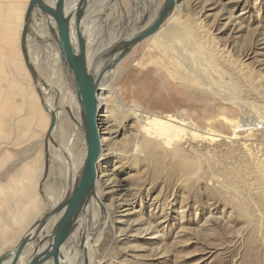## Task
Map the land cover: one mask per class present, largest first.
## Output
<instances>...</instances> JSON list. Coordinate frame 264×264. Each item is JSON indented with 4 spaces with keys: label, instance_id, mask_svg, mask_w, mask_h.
<instances>
[{
    "label": "rangeland",
    "instance_id": "1",
    "mask_svg": "<svg viewBox=\"0 0 264 264\" xmlns=\"http://www.w3.org/2000/svg\"><path fill=\"white\" fill-rule=\"evenodd\" d=\"M103 1L102 11L100 0L91 17L100 32L101 48L108 43L106 35L118 32L123 37L134 30L130 17L122 21L116 13L125 0ZM92 2L90 8L97 0ZM137 2L127 0L128 6ZM162 2L147 0L149 19ZM175 5L158 33L103 74L100 88L113 90L125 108L175 113L212 135H186L167 146L146 136L134 112L102 103L97 117L102 142L95 189L107 216L96 230L100 238L94 263L264 264V0H175ZM169 20L192 34L204 54L201 64L208 66L214 82L220 81L219 69L223 70L224 80H230L221 89L223 97L203 94L198 85L189 83L177 59L162 53L159 36L178 29L176 25L170 29ZM35 37L28 40V49L31 65L38 70L36 80L21 61L30 95L41 106L36 81L52 87L61 68L57 50L46 38ZM209 57L213 62L208 63ZM100 59L102 66L112 60L104 54ZM56 60L59 71L53 66ZM40 81L42 97L51 105L49 91ZM235 98L248 108L246 119L233 103ZM58 106L53 144L46 148L42 141L41 145L49 157L39 180L44 208L47 186L64 188L66 156L57 135L61 127L76 124L64 110L66 105ZM71 108L74 113L75 106ZM77 140L75 151L80 152L85 149L81 128ZM89 227L86 223L82 232ZM84 241L81 237L74 247L78 257Z\"/></svg>",
    "mask_w": 264,
    "mask_h": 264
},
{
    "label": "water",
    "instance_id": "2",
    "mask_svg": "<svg viewBox=\"0 0 264 264\" xmlns=\"http://www.w3.org/2000/svg\"><path fill=\"white\" fill-rule=\"evenodd\" d=\"M28 0L20 33V51L26 68L36 80L38 70L31 65L28 40L37 38L34 30L44 28L50 35V43L55 47L67 87L79 106L80 128L85 143V157L72 185L55 204L48 203L43 213L21 235L11 249L0 255V264H19L23 253L28 255L25 264H62V249L73 234L78 218L87 200L96 191L97 163L101 150L100 132L97 117L101 110L98 91L104 72L114 68L136 45L157 32L174 11L175 0H163L161 7L151 19L145 14L140 21L133 22V31L123 37L119 34L113 47L105 55L111 62L105 64L96 74L87 63V33L85 24L91 20L93 10L87 6L92 0ZM102 3V2H101ZM116 35V34H115ZM121 37V39H120ZM112 43V44H113ZM115 54V55H114ZM40 81V80H39ZM40 103L49 116V124L43 142L45 147L51 142L59 120V106L46 107L39 85L35 86ZM56 101V99H55ZM69 118L71 109L64 106Z\"/></svg>",
    "mask_w": 264,
    "mask_h": 264
},
{
    "label": "bare ground",
    "instance_id": "3",
    "mask_svg": "<svg viewBox=\"0 0 264 264\" xmlns=\"http://www.w3.org/2000/svg\"><path fill=\"white\" fill-rule=\"evenodd\" d=\"M71 1H69L67 3V6H69V4H71L70 3ZM92 1H94V0H92ZM101 2H102V3H100L101 6L99 8H101V11H102V9L104 7L103 3H105V1L101 0ZM89 5L87 6V9H89V10L94 7L93 6L90 8ZM176 6L177 5H175V7ZM96 7H98V6H96ZM96 7L93 10L94 13H95V11H97L99 9ZM106 22H108V21H106ZM169 22H170V20H169ZM175 25H176L175 23L170 22L169 28L174 29ZM85 26H87V28L85 27V30L87 33V40H88L87 63H88V66L91 67L92 71L97 74L99 72V69H101L103 67L102 61L100 59L101 55L106 54V52H103V50H106L105 49L106 46L111 45L113 43V41H115V38L118 37V35H117L118 32H117L116 36L113 34H108L107 35L108 43L106 45L102 46V48H101V47H99V44L101 41V39L99 40L100 32H99V30L97 28L98 26L95 24L94 20L91 19L88 23L85 24ZM177 26H178V29H176L177 32L171 31L167 34H161L159 36L160 37L159 46H160V49L162 50V53L165 56H169V58H171L170 55H173L177 59L176 62L178 64H180V66H182L186 69L187 75L189 76V78H188L189 83L194 82L196 85H198L203 94L210 95L213 97L214 96H219L220 98L223 97L222 95H224V93H220L221 89L224 86H227L230 80H228V79H227V81L224 80L225 76L222 74L223 73L222 69H219V71H220L219 76L221 78V79H219L220 80L219 82H214L211 79L210 75H213V74H210L211 72H209V70L207 68L208 66L206 64L205 65L201 64V59H204V54L200 52L197 42L194 39H192V37L190 36L192 34H190L189 31H187L183 26L176 25V27ZM39 28L41 29L42 27H38V29ZM166 28H167V26H166ZM42 30H44V32L39 34V36H42L44 33L48 34V32L44 28H42ZM158 32H159V30L157 31V33ZM35 34H36V32H35ZM201 34H203V33H201ZM36 36H37V34H36ZM199 36H201V35H199ZM47 40L49 41L50 38ZM49 43H50V41H49ZM50 44L52 47H54L52 45V43H50ZM56 57L59 58L58 52L56 53ZM177 57H179V58H177ZM221 57L225 60L224 56H221ZM30 58H31V55H30ZM208 59H209L208 63H210L211 61L213 62V59H211L210 57ZM31 62L34 63L32 58H31ZM46 63H47V66H46V68H47V67H49L50 63H49V61H46ZM59 65H60V63H59ZM53 66L56 70H58L57 60L53 63ZM104 73H106V72H104ZM58 74H59L58 82L56 84H52V87H50V85H47V83H45L43 80L40 81L41 84L46 86L45 89L47 90V93L49 91V96H51V103H50L51 105H48L47 103H45L46 107L49 109H53V107L58 106V105H66L69 109H71L72 114H73L72 120L74 122H76V124L72 123V126L70 129H67L66 126L61 127L59 130V134L57 135L58 136L57 141L60 145L59 149L64 150V155L66 156V158H65V160L63 159V162H62V167H64V169L62 168L64 171V173H63L64 183L62 185L64 188H62V187L56 188L55 186H51V185L47 186V190H46L47 195L46 196H47L48 200L51 201L53 204L58 202L62 198V195L63 194L65 195L64 192H66V190L72 185L75 177L79 174V171L81 169V166H82V163H83V160L85 157V149L84 150L81 149L82 151H80V152L75 151V147H76V144L78 141L77 140L78 132H79L80 127H81L80 126V117H79V106H78V103H77L74 95L72 94V92H70L69 89H67V90L64 89L65 85L67 86V79L65 78V75L63 74L62 69H61V73L58 72ZM103 74H102V76H103ZM101 80H102V77H101ZM38 81L39 80L36 81L37 85H38ZM40 91H41V89H40ZM222 91H223V89H222ZM55 99H56V101H55ZM98 99H99V103L101 105L105 101V103L108 102V104H112L114 106L116 105L118 108H120L124 111L134 112L136 114L137 118L140 120L141 128H142L143 132L146 134V136L154 138L157 142H161L167 146L178 143L181 140V138L183 136H186V135H190V136L192 135L194 137L202 136L204 138H206V136L212 135V133L208 132V131L207 132L199 131L189 121H186L185 118H183V117H181L175 113L158 114V113H155L152 111H146V110H140V109L130 110L129 108H125V107H123L122 103L117 99L115 92L113 90H110V88H107V87L102 88V86H101V88H99ZM233 103L236 106H238L239 108H241V110L244 114V118L246 119L247 114H248V111H247L248 108L246 106H244L243 103H240V100H238V99L236 100V98L233 101ZM72 105L75 106L74 113H73V110L71 108ZM254 111H256V110H254ZM60 116H61V114H60ZM100 141L102 142L101 136H100ZM145 145L147 147H149V144L146 143ZM41 148H43V147H41ZM82 148H84V147H82ZM144 148H146V147L144 146ZM60 157L61 156L58 155V158H60ZM27 194H29V193H27ZM101 202H102L101 196L97 193V191H95L93 196L87 200V202H86L84 208L82 209L81 214L78 218L77 226H76L73 234L68 238L65 246L63 247V249L61 251L62 257H63L61 260L62 264H95L94 263L95 262L94 247L96 246V244L100 238V235L96 233V230H98V228L100 226H102V224L105 222V218L107 216V210L105 207H103L104 204L102 206ZM23 219H25V217ZM86 223L89 224L91 228L89 227L90 229H86L87 233H84L85 231L82 232V228L86 225ZM81 237H85V241L82 245H80L81 247H79V248H81L80 250H81L82 257H78V255H77L78 253H76V249H74V247L77 244V241ZM27 259H28V257H26L25 254L23 253L21 258H20L21 261L19 262V264H25L27 262ZM45 263L51 264L50 261H46Z\"/></svg>",
    "mask_w": 264,
    "mask_h": 264
},
{
    "label": "crops",
    "instance_id": "4",
    "mask_svg": "<svg viewBox=\"0 0 264 264\" xmlns=\"http://www.w3.org/2000/svg\"><path fill=\"white\" fill-rule=\"evenodd\" d=\"M27 3L0 0V255L14 247L51 202L45 201L44 208L38 196L49 158L41 148L49 116L30 95L19 45ZM35 32L39 36L44 30Z\"/></svg>",
    "mask_w": 264,
    "mask_h": 264
},
{
    "label": "flooded vegetation",
    "instance_id": "5",
    "mask_svg": "<svg viewBox=\"0 0 264 264\" xmlns=\"http://www.w3.org/2000/svg\"><path fill=\"white\" fill-rule=\"evenodd\" d=\"M147 0H138L137 4H132L128 6L127 0L122 1L120 6L117 8L119 15H122V21L125 17H130L134 22L140 21L143 19L144 15H148V7L146 6ZM107 36V35H106ZM121 61V60H120ZM51 97V96H50Z\"/></svg>",
    "mask_w": 264,
    "mask_h": 264
},
{
    "label": "built area",
    "instance_id": "6",
    "mask_svg": "<svg viewBox=\"0 0 264 264\" xmlns=\"http://www.w3.org/2000/svg\"><path fill=\"white\" fill-rule=\"evenodd\" d=\"M46 94H47V93H46ZM46 94H45V95H46Z\"/></svg>",
    "mask_w": 264,
    "mask_h": 264
}]
</instances>
